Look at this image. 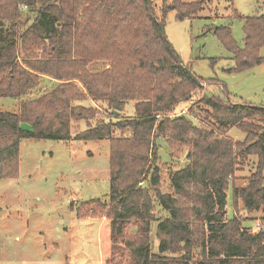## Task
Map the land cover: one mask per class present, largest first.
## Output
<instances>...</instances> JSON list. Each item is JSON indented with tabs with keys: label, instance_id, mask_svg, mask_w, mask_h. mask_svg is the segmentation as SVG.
<instances>
[{
	"label": "trees",
	"instance_id": "1",
	"mask_svg": "<svg viewBox=\"0 0 264 264\" xmlns=\"http://www.w3.org/2000/svg\"><path fill=\"white\" fill-rule=\"evenodd\" d=\"M19 7H35L21 33ZM205 8L204 0H0V97L25 96L39 74L62 81L21 101L16 113L0 110V178L16 177L21 139L108 140V204L97 199L84 206L86 216L109 221L106 264H264V227L253 230L235 214L227 217L230 190L232 209L260 210L264 220V106L206 93L160 29L169 11L182 20ZM233 18L240 19L234 9L227 19ZM215 34L231 53L228 71L264 63V12L243 18L242 47L229 25ZM17 48L29 70L17 64ZM93 61L109 66L91 71ZM195 91L199 105L181 114ZM86 98L104 105L108 116L79 103ZM128 101L133 114L123 117ZM78 120L86 127L72 135ZM234 126L244 132L242 141L228 136ZM162 147L168 163L160 159ZM173 148L185 151L182 164L173 161ZM250 156L254 171L236 184L235 172Z\"/></svg>",
	"mask_w": 264,
	"mask_h": 264
},
{
	"label": "rangeland",
	"instance_id": "2",
	"mask_svg": "<svg viewBox=\"0 0 264 264\" xmlns=\"http://www.w3.org/2000/svg\"><path fill=\"white\" fill-rule=\"evenodd\" d=\"M204 4V11L193 19L177 20L176 13L169 11L163 26L166 40L183 65L201 79L206 93L227 97L233 103L264 106V63L249 71H228L234 67L231 53L215 34L216 28L229 25L232 40L242 47L243 18L262 14L264 0H204ZM34 8L16 9L18 21L15 26L19 33L31 25ZM233 9L240 19H227ZM6 24L9 25V22ZM21 49L17 48V64L28 69L23 64L26 53ZM37 51L34 49V53ZM259 52L264 58V46ZM108 66V62L93 61L88 69L99 72ZM8 74L7 70L1 77L5 78ZM38 76V86L25 96L0 97V110L16 113L21 101L34 99L62 82L49 76ZM73 82L83 90L78 81ZM200 96L201 93L192 92L188 101L190 106L183 108L181 114L191 113L199 105L195 101ZM86 99L79 103L97 109L99 116L106 111L104 116H108L104 105ZM133 107L134 102L128 101L120 115L131 117ZM21 127L30 129L28 123H22ZM85 127V121H73L72 135ZM227 134L239 141L245 137L244 132L235 126L229 128ZM159 154L162 162H169L165 147L160 149ZM172 154L176 157L173 161L177 160L179 164L185 161V151L173 148ZM18 161L15 178H0V264H106L111 247L109 221L103 214L86 216L84 206L97 199L108 204L104 202L110 188L108 140L63 142L21 139ZM255 163L256 158L250 156L247 164L235 172L236 177H239L236 184H242L243 177L254 171ZM94 211L98 213L99 207ZM233 214L245 227L253 230L264 227L260 210L247 212L241 208H231V191L228 190L227 217ZM152 227L154 229V225ZM156 246L157 242L154 241V250Z\"/></svg>",
	"mask_w": 264,
	"mask_h": 264
},
{
	"label": "water",
	"instance_id": "3",
	"mask_svg": "<svg viewBox=\"0 0 264 264\" xmlns=\"http://www.w3.org/2000/svg\"><path fill=\"white\" fill-rule=\"evenodd\" d=\"M161 29V33L162 35L165 37L164 35V31H163V28H160ZM166 38V37H165ZM174 51V50H173ZM177 55V54H176ZM180 64L182 65V67L184 68V70L188 73V75L191 76V78L196 82V84L200 87H204V85L202 83H200L198 81V79L196 77L193 76V74L183 65V63L180 61ZM118 113V112H117Z\"/></svg>",
	"mask_w": 264,
	"mask_h": 264
}]
</instances>
